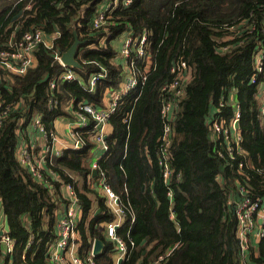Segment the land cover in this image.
I'll return each instance as SVG.
<instances>
[{"label": "trees", "instance_id": "obj_1", "mask_svg": "<svg viewBox=\"0 0 264 264\" xmlns=\"http://www.w3.org/2000/svg\"><path fill=\"white\" fill-rule=\"evenodd\" d=\"M102 1L0 0V44H5L13 32L18 39L31 27L48 34L57 29L59 33L52 50L40 47L34 52L36 64L24 75L0 70L1 99L5 104L19 99L23 102L0 127V212L15 243L12 263L48 264L45 253L59 207L55 198L63 185L70 184L82 215L79 256L84 258L94 240H100L103 250L95 256L96 264H113L111 244L106 242L102 227L113 216L104 197L87 187L92 175L81 166L95 145L91 131L94 122L79 131V148L66 149L52 158L50 169L59 178L56 182L50 179L53 191L32 180L17 162V128L19 124L27 128L30 118L39 115L45 129L54 132V121L69 118V109L77 112L82 104L101 108L104 93L118 88L123 71L121 60L116 58L119 46L116 51L113 43L117 45L118 37L127 30L134 35L148 30L152 32L147 56L152 64L150 72L141 89L138 86L118 102L108 121L112 132L104 139L107 151L96 163L105 185L121 202L134 211L141 208L132 224L128 216L118 230L124 238L128 231L135 244L128 264H147L175 244L178 246L166 264H239L236 218L226 196L227 189H234L238 175L235 166L230 168L213 155L206 120L218 106L222 89L235 87L242 148L252 166L264 170V125L255 99L257 87L249 83L254 38L244 36L240 45L236 39L230 51L216 53V40L227 33L223 26H235L251 13L264 17V9H258L264 0H132L128 8L113 12L108 29L91 35L88 21ZM25 6L30 9L25 10ZM74 33L80 41L88 38L76 52L82 68H71L76 80L59 81L53 89L51 84L66 69L54 56L70 48ZM102 37L103 47L86 48ZM177 60L186 62L191 75L183 83L184 94L178 99L172 123L169 162L173 176L165 186L156 154L162 129L159 110L162 89L173 80L171 67ZM99 67L106 70V78L88 92L89 77ZM51 99L56 103L51 105ZM231 113V107H224L219 115L227 120ZM245 172L252 178L254 192L264 195L261 177L248 169ZM217 174H221L222 186L216 182ZM170 209L173 221L169 219ZM256 246L258 254H251V263L264 264V238Z\"/></svg>", "mask_w": 264, "mask_h": 264}, {"label": "built area", "instance_id": "obj_2", "mask_svg": "<svg viewBox=\"0 0 264 264\" xmlns=\"http://www.w3.org/2000/svg\"><path fill=\"white\" fill-rule=\"evenodd\" d=\"M131 2L132 0H103L88 21L91 35L92 32L96 35L103 28L108 29L107 25H110L112 21L113 12L119 8H128ZM28 9H30V6H25V10ZM258 9L260 12L261 9H264V6H259ZM223 30H226V35L216 40V53L218 54L230 51L234 47L233 42L236 39H238V45H240L245 41L244 36L246 38L252 35L254 38L255 45L251 55L252 72L249 83L257 87L255 99L259 105L260 122L264 125V17L256 18L251 13L249 17L243 19L235 26L229 27L224 25ZM14 35L15 33L13 32L5 44H0V70L16 75H24L29 68H32L36 64L34 52L38 48L42 47L49 51L52 50L55 39L59 37L57 29L48 34L42 29L35 27H31L30 30L23 33L18 39H15ZM151 37L152 32L148 30H143L138 35H134L131 31L127 30L118 37L119 43H117L115 50L117 51L118 46L119 49L116 58L121 60L119 64L123 69L118 88L106 90L108 99L103 103L101 108L88 104L80 105L76 115L81 118L82 122L79 127L72 128L75 140H77L71 146L72 149H77L81 146L79 131L77 129L87 128L89 122L92 120L94 124L91 131L94 133V142L102 147L104 151H107L103 128L109 124V118L114 113L118 102L138 86L139 89L144 86L152 65H148L149 59L147 57ZM87 40L88 38H85L80 42L83 44ZM104 44L105 37H102L98 40V43L89 44L86 48H101ZM54 57L66 69L51 84L53 89L56 88V84L59 81L72 82L76 80V75L71 68L66 67L61 62V55L56 53ZM145 59L147 61L144 63ZM141 60L143 63H141ZM171 73L174 74L173 80L162 89L164 97L159 110L162 129L156 151L158 165L161 168V175L165 186H168L173 176L169 162V151L173 139L172 123L179 108L178 99L184 94L183 83L189 79L191 69L185 61L177 60L171 67ZM105 78L106 70L103 67H99V71L90 75L86 90L92 92L96 83ZM49 102L51 105L56 103L52 99ZM22 104L21 99L16 103L5 104L0 96V127L3 119L11 112L21 108ZM224 107H231L232 111L231 116L227 120L219 115L221 108ZM240 117L241 112L240 105L237 102L236 88L222 89L218 106H215L210 111L206 125L208 127L209 140L212 144L213 155L219 160L225 161L230 168L236 167L238 176L233 181L235 187L234 189L226 190L227 205L236 218L235 234L239 245V264H252L250 257L252 255L257 256L256 245L264 238V195H257L254 192L251 185L252 178L245 172V169L251 170L261 177V183H264V170L255 168L246 159L247 154L242 148V136L239 125L236 128ZM27 126V128H23V124H19L17 128L19 144L16 148V160L28 172L32 180L43 184L53 191V186L50 183V178L46 175V170L54 173L50 169L52 158L58 157L62 153L60 150L56 152L53 150L58 136L55 132H49L45 129L39 115L32 116ZM39 140H42L43 143V154L41 156L35 152ZM90 170L97 171L96 161L91 163ZM95 177L101 184L105 205L113 216L112 221L103 225L105 240L111 244L112 262L113 264H128L135 244L128 237V231L125 235L126 238H124L118 234V230L124 226L128 216L130 224H132L141 208L134 211L128 205H124L110 188L105 185L103 173L97 172ZM71 178L73 179V177ZM177 178H179V175H177ZM215 179L222 186L221 174H217ZM65 189L66 192H63L62 197L55 198V203L59 207L55 211L53 238L46 252L48 263L96 264L95 257L92 254L93 244L90 252L84 258H81L78 254L82 245L81 241L76 237L82 218L81 209L73 186L67 184L65 185ZM167 195L171 198L170 191H168ZM169 219L174 220V213L171 209L169 211ZM3 225L4 223L1 220L0 264H13L15 243L8 235L9 229L5 231ZM29 244L30 241L27 243L26 248H28ZM177 246L178 244L171 246L163 254L147 264H166V260Z\"/></svg>", "mask_w": 264, "mask_h": 264}, {"label": "crops", "instance_id": "obj_3", "mask_svg": "<svg viewBox=\"0 0 264 264\" xmlns=\"http://www.w3.org/2000/svg\"><path fill=\"white\" fill-rule=\"evenodd\" d=\"M107 99H108V94L105 92L104 96H103V103L106 102ZM68 113H69V118H59L56 121H54V123H53L54 132L58 136V140L55 143V145L53 146L54 152L59 151V150L62 152L64 150H66V149H72L71 146L77 141V140H75V137L73 135L74 132L72 131L73 130L72 128L73 127H75V128L79 127L81 125L82 120H81V118L79 116L76 115V112L72 111L71 109H69ZM78 122H80V123H78ZM82 129H84V128L77 129V130L80 131ZM103 131H104L103 136H104V139H105L112 132V128H111V126L109 124H107L103 128ZM42 144H43L42 140H39L37 142V145H36L37 147H36L35 152L39 156H41L43 154ZM105 152L106 151H104L102 149V147H100L98 144H95L94 148L92 150L90 158L87 159L86 161H83L81 163V166L84 169L89 170V172L92 175L93 171L90 170L91 163L94 162V161H96V163H97V161L105 154ZM46 171H47L46 175L51 180H53V182H56L59 179L56 174L48 172V170H46ZM87 187L89 189L95 190L99 196H103V191H102V187H101L100 182L98 180L94 179L92 176L87 180ZM63 192H66L65 185H63L61 187V190H60V195L61 196L58 195V197H62ZM102 227H103V225H102ZM76 237L82 243V238H81V234H80L79 231H78V234H77ZM30 244H31V242H30ZM46 252H47V249H46ZM45 255H46V253H45ZM46 260H47V256H46Z\"/></svg>", "mask_w": 264, "mask_h": 264}, {"label": "water", "instance_id": "obj_4", "mask_svg": "<svg viewBox=\"0 0 264 264\" xmlns=\"http://www.w3.org/2000/svg\"><path fill=\"white\" fill-rule=\"evenodd\" d=\"M17 18V17H16ZM81 44L80 40L76 37V33H74V41L72 43V45L70 46V48L64 52L61 55V62L69 68H73V69H81V65L78 63V61L76 60V52H77V48L78 46ZM238 123L236 124V128L238 127ZM79 147V146H78ZM97 175V171H93L92 172V176H96ZM99 209L95 212V214L99 213ZM2 218V212H0V221L2 220L4 223V230L8 231V222L6 218ZM103 250V243L100 240H94L93 242V248H92V254L93 256H98L99 254H101Z\"/></svg>", "mask_w": 264, "mask_h": 264}, {"label": "rangeland", "instance_id": "obj_5", "mask_svg": "<svg viewBox=\"0 0 264 264\" xmlns=\"http://www.w3.org/2000/svg\"><path fill=\"white\" fill-rule=\"evenodd\" d=\"M113 47L116 48V44L115 43H113ZM150 64H151V62L148 60V65H150ZM102 197H104V195ZM2 217H3V215H2Z\"/></svg>", "mask_w": 264, "mask_h": 264}, {"label": "clouds", "instance_id": "obj_6", "mask_svg": "<svg viewBox=\"0 0 264 264\" xmlns=\"http://www.w3.org/2000/svg\"><path fill=\"white\" fill-rule=\"evenodd\" d=\"M93 177V176H92Z\"/></svg>", "mask_w": 264, "mask_h": 264}]
</instances>
